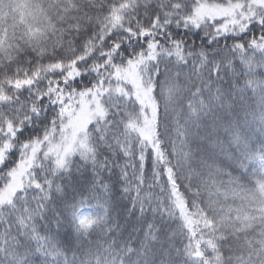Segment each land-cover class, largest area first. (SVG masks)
<instances>
[{
  "label": "trees",
  "instance_id": "1",
  "mask_svg": "<svg viewBox=\"0 0 264 264\" xmlns=\"http://www.w3.org/2000/svg\"><path fill=\"white\" fill-rule=\"evenodd\" d=\"M198 1L0 0V195L85 97L131 94L105 99L93 158L33 165L0 202V264H264V9L203 0L241 4L222 32Z\"/></svg>",
  "mask_w": 264,
  "mask_h": 264
},
{
  "label": "rangeland",
  "instance_id": "2",
  "mask_svg": "<svg viewBox=\"0 0 264 264\" xmlns=\"http://www.w3.org/2000/svg\"><path fill=\"white\" fill-rule=\"evenodd\" d=\"M251 2L258 8L264 9V0H251ZM241 8L240 3H231L227 5L223 4H210L203 0L198 1L196 7V13L192 21L199 23L204 19L210 20H228L235 17L236 12ZM231 23L228 20L221 26V31H227ZM237 28V27H236ZM146 73L140 79H132L136 85L141 86L140 90H146V92L153 96L155 76ZM131 94L125 91L120 86L106 87L99 92L93 93L82 100L81 104L76 109L70 112L67 121L56 133L47 137L41 142L34 143L31 151L27 157L21 162L18 170L13 175V182L8 186L5 191L0 195V202L9 200L14 192L22 186L23 176L33 165L42 166L46 162H53L55 168L58 170H64L70 164L71 159L76 156L84 160L93 158L94 148L91 142V126L97 121L104 119L109 110L106 108L105 99L112 100L114 103L121 101V99L130 98ZM150 96L152 99H154ZM155 100V99H154ZM155 105V104H154ZM145 108V107H144ZM153 110L145 109L144 113H137L139 118L129 112L127 114L126 121L124 122V141L128 140L130 133L136 135L139 133L143 137L148 134L154 127L155 117L153 116ZM156 110V106H155ZM178 208L181 213V217L186 220L187 226L190 228L191 221L189 219V213L186 210L182 201H179Z\"/></svg>",
  "mask_w": 264,
  "mask_h": 264
}]
</instances>
